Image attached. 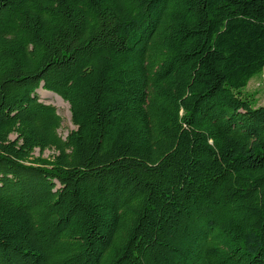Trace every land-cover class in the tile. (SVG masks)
Returning <instances> with one entry per match:
<instances>
[{
    "label": "trees",
    "instance_id": "1",
    "mask_svg": "<svg viewBox=\"0 0 264 264\" xmlns=\"http://www.w3.org/2000/svg\"><path fill=\"white\" fill-rule=\"evenodd\" d=\"M258 74L264 0H0V264H264Z\"/></svg>",
    "mask_w": 264,
    "mask_h": 264
},
{
    "label": "rangeland",
    "instance_id": "2",
    "mask_svg": "<svg viewBox=\"0 0 264 264\" xmlns=\"http://www.w3.org/2000/svg\"><path fill=\"white\" fill-rule=\"evenodd\" d=\"M247 90L252 93H256L258 99V105L264 104V79L259 74L254 76L247 86ZM37 94L40 100L48 105H52L56 108L58 115L62 118L61 127L58 130V134L64 138L69 131L73 130L75 127L70 121L69 106L60 97H56L53 93L39 89ZM54 154L51 150H46L42 154V158L50 159ZM34 157L39 156V151L35 150L33 153Z\"/></svg>",
    "mask_w": 264,
    "mask_h": 264
}]
</instances>
